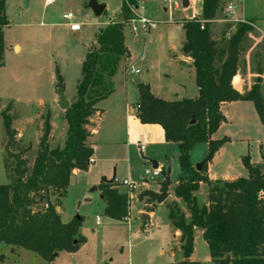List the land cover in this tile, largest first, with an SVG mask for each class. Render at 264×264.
I'll return each mask as SVG.
<instances>
[{
    "label": "trees",
    "instance_id": "trees-1",
    "mask_svg": "<svg viewBox=\"0 0 264 264\" xmlns=\"http://www.w3.org/2000/svg\"><path fill=\"white\" fill-rule=\"evenodd\" d=\"M5 1L0 0V65L4 53ZM222 1L202 0L201 18L181 23L184 31L181 51L192 60L197 97L164 101L151 94L147 83L137 86L136 118L143 125L160 126L165 142L177 144L179 167L187 175L174 186L173 195L185 203L190 221H185L175 201L167 203L168 219L179 232L184 259L176 264H199L189 260L195 228L202 231L212 264H264V157L261 165H252L247 156L242 158L247 171L245 178L211 181L207 176L208 165L228 142V138H211L226 122L220 111L223 103L251 102L264 126V98L259 84H254L245 94L236 89L240 57L253 31L252 23L238 21L232 32L231 26H226L215 40L211 22ZM130 6H136L134 0L122 1L120 21L101 29L95 47L86 53L76 86L77 100L64 111L67 131L62 148L49 147L51 125L47 112L42 118L37 153L29 165L26 154L31 145H19L13 128L16 116L12 104L0 114L6 139L3 164L10 179L9 184L0 185V245L32 252L41 260L39 264H50L62 251L74 253L84 243L79 232L82 217L63 223L55 209L66 196L72 172H87L89 168L93 149L87 139L95 128L92 120L99 111L96 105L113 92V78L119 64L129 57L123 30L132 18ZM256 73L261 74L260 68ZM56 78L57 89L63 90L61 78L59 75ZM200 143L207 145V153L196 171L189 153ZM162 174L168 187L169 171ZM200 184L207 186V201L202 206L197 205L195 198ZM97 190L105 204L103 215L117 222L127 220L130 210L127 193H119L115 184L107 183L99 184ZM52 196L57 197L54 203ZM0 264H7L2 253Z\"/></svg>",
    "mask_w": 264,
    "mask_h": 264
},
{
    "label": "rangeland",
    "instance_id": "rangeland-1",
    "mask_svg": "<svg viewBox=\"0 0 264 264\" xmlns=\"http://www.w3.org/2000/svg\"><path fill=\"white\" fill-rule=\"evenodd\" d=\"M25 1L29 2L27 9L23 7ZM96 1L106 6L99 17H96L89 9L88 0H56L49 6L44 5V0L5 1L3 16L6 26L2 29L4 53L0 65V114L9 103L12 104L16 116L13 128L17 132L19 145L21 147L31 145L30 152L26 154L29 165L37 153V139L41 134L42 118L47 112L50 113L52 127L49 147L62 148L64 145L67 130L64 114L51 101L56 95L57 75L61 78L66 100L76 101V86L87 51L95 47L97 33L108 22L120 21L123 0ZM137 1L140 6L137 14L148 18L152 24L146 33L137 37L133 35L128 24L124 27L123 40L129 57L124 60L125 68L121 66L120 75L122 79H125L129 93L135 95L137 86L141 83L143 71H146L151 76V86L157 97L170 101L188 96L190 89H181V86L177 84L180 80L174 74L184 43V33L180 24L185 20L193 19L192 17L201 18L202 0H188L187 7L182 6V0ZM172 1L178 4L181 2V7L175 8ZM135 5L137 7L136 2ZM229 6L249 20H233L232 10H227ZM66 12L72 13L73 22L81 25L79 32L72 33L64 26L66 22L62 20V15ZM137 17L135 12V18ZM238 21H249L253 26V31L248 35L240 57V67L237 71L238 84L240 82L244 85L245 93L254 84H259L260 95L264 98V0H223L215 19L211 22L214 39H217L220 31L226 26H231V32L234 31ZM14 47H19V51ZM257 68L261 70L260 75L256 73ZM160 74L169 75L170 80L162 82L163 76ZM182 85L188 88L187 83ZM248 105L252 109V104ZM245 122L248 124L246 132L240 131L236 121L228 122L224 130L220 131V139L228 138V134H231L233 140L228 139L225 143L227 145H223L226 147L223 156L231 158L232 168L241 172L243 176L247 175V171L242 165V158L238 157L239 153L243 152L242 157L247 156L251 164L254 160L258 162L260 158L263 161L264 157V126L255 116L253 120L246 117ZM113 126L111 120L104 118L100 133L93 141L100 152V158L104 161L101 162L100 159L99 162V158L96 159L95 165L87 174L82 173L75 179L79 185L94 182L96 185L91 187L94 188L100 180L94 173L99 166H104L106 175L100 176L101 178H110L115 173L117 181H122L127 177L124 159L126 150H129L132 161H137L135 165L133 164L131 178L138 183V194L136 193L130 199L131 212L127 223L107 221L100 212V202L96 192L92 193V202L81 204L76 215L83 219L79 232L84 238V243L78 248L79 257L85 255L87 251L98 259L112 258L115 261L119 259L129 264L180 263L184 260L183 254L179 250L175 251L178 249V244L174 238L175 229L168 219L167 208V203L174 200L184 214L185 221L190 220V213L185 203L172 195L174 184L181 178L187 177L179 167L178 147L168 145L164 150V154L171 163L170 168L166 164L165 171L166 173L168 169L170 170V177H168V181L169 179L171 181H169L170 197L163 203L154 202L147 197H142L139 201L138 195L144 191L157 190L159 186L156 194L160 193L166 181L165 174H160L153 181L141 180L139 176L144 174L146 166L139 162L140 152L133 146L136 134L132 133L127 139L122 137L123 143L110 151V147L106 146L104 140L107 139L109 129ZM87 129L91 128L87 127ZM5 141L0 116V185L10 183L3 164ZM201 149L202 146L193 151L191 163L195 164ZM157 152L158 148L152 147L147 153ZM205 156L206 153L199 160L203 161ZM198 164L200 163L197 162L194 167ZM115 187L118 191L125 192L124 188L116 183ZM74 197V190H71L69 204H64V208L67 207L66 210L72 206ZM195 198L198 206L205 204L207 200L205 185L199 187ZM56 199V196L51 197L53 203ZM138 209L151 214V216L148 215L149 220L145 223L141 218L135 217ZM96 215L101 219L100 226H94ZM91 229H94V232H91ZM169 250L173 252V256L168 255ZM160 251L162 254L159 253ZM104 253L107 254L105 257H103ZM192 259L199 264H211L207 245L202 236L198 235V230L194 235Z\"/></svg>",
    "mask_w": 264,
    "mask_h": 264
},
{
    "label": "crops",
    "instance_id": "crops-1",
    "mask_svg": "<svg viewBox=\"0 0 264 264\" xmlns=\"http://www.w3.org/2000/svg\"><path fill=\"white\" fill-rule=\"evenodd\" d=\"M134 1L137 3V9H138L137 12H139L140 6L138 4V1L137 0H134ZM169 1H171V0H169ZM102 5H104V4H102ZM27 8H29V2L28 1H27L26 9ZM105 8H106V6H105ZM67 13H70V12L64 13L62 15V20H63V16ZM231 13L233 16V20H237V19L249 20L247 18L242 17V15H240L239 12H237L235 8L231 11ZM108 24H110V23L108 22L106 24V26ZM54 25H56V24H54ZM64 26L69 30L67 24H64ZM72 33H76V32H72ZM183 33H184V31H183ZM15 48H18V51H19V47H14V49ZM177 61H178V63H177L176 69L174 71V74H176L177 78H179V80H180L177 84H179L181 86V89H183V90L190 89L189 90L190 94L186 97H181L179 100H170V101H180L184 98L194 99L198 95V88L195 85V76H194V69L192 66V60L189 57L185 56L183 53H181V56L179 57V59ZM127 62L128 63L130 62V58L127 59ZM125 64L126 63L124 62V60L121 61L119 64L117 72L113 78V83H114L113 92L105 100L101 101L100 103H98L96 105V108L99 111L95 114V116L92 120L95 123V128L93 130L92 137L87 139V143L93 149V156L91 159H93L94 162H93V164H91L89 166L87 172H80L77 170H74L72 172V175H71L70 180H69V186L67 188V190H68L67 194H66L65 198H63L61 200V206L58 207V209H59L58 214H59L60 219L63 223H67L71 219L76 217V215L78 214L77 213L78 208L81 206V204L92 202V200H93L92 193L93 192L98 193L99 202H100V206H99L100 212L102 213V216L107 221L115 222V223H127L128 222L129 217L127 218V220H125L123 222H117V221L111 220V219H109L103 215L105 204L101 200L100 193L97 190V187L99 184L104 183L102 181V179H105L106 181L112 180L113 181L112 184H115L114 181L117 180L115 173H113L112 177H110V178H105V177L101 178L100 176L103 177V175H106V171H105L104 166H101V167L99 166L96 169L94 174H95V176L97 175L99 177L97 179H100V180H98L97 186H95L94 188H91L92 185H96L94 182H89V183H86L85 185H79L75 179L77 176H79L82 173L87 174L88 171L90 170V168H92L95 165L96 159L99 158L98 159L99 162H100V159H101V162L104 161L102 158H100V152H98V150L95 147V144L93 142L100 133V130L102 128V122L104 121V118L111 120L113 125H114L112 127V129H109V135H108L107 139L104 140L106 143V146L110 147V151H113L114 148L116 146H118L119 144L121 145L124 141L123 140L124 138L127 139L129 136L132 135V133H135L136 137H135L133 146H135L140 152L139 162H142V165L147 166L148 164L155 162V163H157V168L160 170L161 174H162V171L163 172L166 171V164L168 165L169 168L171 167V163L169 162L167 156L164 154V150L168 145H176L177 146V144L165 142L164 132L160 126H158V125H143L136 118V105H137V101H138V92L136 89L135 95H131L129 93L128 85L126 84L125 79H122V77H121L122 75H120L121 74V72H120L121 66L123 65L125 68ZM124 68H123V72H124ZM134 71H136V70H134ZM144 72H146V71H143V73ZM160 75L163 76L162 82L170 80V79H168L169 75H167V74H163V75L160 74ZM146 77H147L146 83L149 85L151 94L154 97L159 98L153 92V87L151 86V76L147 72H146ZM165 78H167V80ZM184 83H185V85H186V83L188 84V88H186L187 86L185 87L184 85H182ZM168 89H170V88H168ZM236 89L241 94H245L244 85L242 83L239 82V87H236ZM159 99H161V98H159ZM76 100H77V98H76ZM162 100H164V99H162ZM51 101H52V104L54 106H56L64 114V111L61 110L57 105V103H58L57 95L53 96ZM67 101H68L69 106L76 102V101L72 102V100H69V99H67ZM164 101H167V100H164ZM248 104H252V103L247 102V101L223 103L220 106V111L224 115L226 122L223 123L219 127L217 132H215L211 138L213 140H220V138H221L220 131L224 130V128L228 122L231 123V122L236 121L237 124H239L240 131L242 133L246 132L248 129V124H246V122H245L246 117H250V119L253 120V116H255L259 120L253 104H252V109H250ZM245 112H246V114H245ZM252 114H253V116H252ZM51 130H52V127H51ZM122 130H123V132H122ZM228 135H229L228 139L232 140L231 134H228ZM65 136H66V134H65ZM122 137H124V138H122ZM139 142H142L144 145V149L142 151H140V149L138 148ZM126 145H127V143H126ZM226 145L227 144H225V146ZM200 146H202V149L199 150L200 154L198 156V159L195 160V164L197 162L201 164L200 161H202V160H199V159H201V157H203V155H205V153H207V145L204 143L196 144L189 153V160L191 161V155H192L193 151L197 147H200ZM225 146H223L219 149V151L213 157L211 163L208 165L207 176H208L209 180H211V181H232V180H235L237 178L247 177V175L243 176V174L241 172H237L232 168L231 158L223 156V151L226 148ZM152 147H155V148L157 147L158 152L157 153H147L148 150ZM242 153L243 152L238 154L239 158H243ZM125 154L126 155H125L124 163L126 164V167H127V175H126L127 177L124 179L135 182L132 180L131 175H132L133 164L135 165L137 163V161L136 160L132 161V156H130L129 150L128 151L126 150ZM252 162H253L252 165H261L263 161L260 158L258 160V162H255V160ZM195 164L191 163V165L193 167ZM168 171H169L168 177H170V170L168 169ZM139 178L141 179V175L139 176ZM124 179H122V180H124ZM169 181H170V179H169ZM176 184H177V182L174 184V186ZM201 185H205V184H200V186ZM120 187H122V186H120ZM122 188H124V187H122ZM173 189H174V187H173ZM173 189H172V195H173ZM71 190H74L75 197L73 198L72 206L66 210L67 207L64 208V204L68 203L69 196H71ZM123 190H125V192H126V188H124ZM158 191H159V186L157 187V190H152L151 192L158 193ZM118 192L119 193H125L124 191H121V192L118 191ZM144 192H146V191H144ZM167 194H168L167 198L170 197L169 186L167 187ZM141 195H138L139 201L142 200ZM173 197H174V195H173ZM205 204H206V202H205ZM75 205H77V206H75ZM130 205H131V201H130ZM130 212L131 211L129 210V216H130ZM142 214H147V216L148 215L151 216L150 213H148L144 210L138 209L136 214H135V217L140 218V215H142ZM96 216H98V215H96ZM95 217H94V226H96L95 225ZM148 220H149V216H148V219L144 221V223ZM100 225H101V219H100ZM197 230H198V235L202 236V231L200 229L195 228L193 231V240H194V235H196V233H197ZM91 232H94V229H91ZM174 234H175L174 238L176 239V242L178 244V249H175V251L179 250L180 252H182L180 249L179 242H178L179 232H177L175 230ZM78 252H79V250H77L74 253H68V252H64V251L59 252L57 254V256L55 257V259L50 264H129L128 262L127 263L124 261L122 262V260H119V259H117L116 261L112 258L111 259H107V258L106 259H103V258L98 259V258H96V256L94 254H91L87 251H85L86 252L85 255H83V256L80 255V257H79ZM0 253H2L5 256V262L7 264H39V263H41V260L34 253L28 252V251H25L22 249H16V248H12L9 246L0 245ZM159 253L162 254L161 251ZM167 253L169 256H173L172 251L169 250V251H167ZM106 255L107 254L104 253L103 257H105ZM189 260L194 261L192 259V254H191V257ZM210 262H211V260H210Z\"/></svg>",
    "mask_w": 264,
    "mask_h": 264
},
{
    "label": "built area",
    "instance_id": "built-area-1",
    "mask_svg": "<svg viewBox=\"0 0 264 264\" xmlns=\"http://www.w3.org/2000/svg\"><path fill=\"white\" fill-rule=\"evenodd\" d=\"M55 1L56 0H44V5L45 6L52 5ZM172 4L175 6V8H179V6L181 7V2L178 4L176 1H172ZM129 9H130L132 18L130 19V21L127 24L129 25V28H130L131 32L133 33V35L135 37H137L140 34L146 33L149 26L152 24V22L148 18L137 14V10H138L137 7L130 6ZM227 10L231 11L232 6H229L227 8ZM135 12H136V15L138 16L137 18H135ZM192 18L194 19L195 17H192ZM63 20L66 22V24H67V26L71 32H79L81 30V25L73 22L72 13L65 14L63 16ZM240 22H243V21H240ZM134 72L137 73V71H134ZM138 148L140 149V151H142L144 149V145L142 142L138 143ZM93 162H94L93 159H90L89 165L93 164ZM160 174L161 173H160V170L158 168L153 169L152 165L148 164L146 166L144 174L141 176V180L147 181L146 179H150L151 181H153L155 178L159 177ZM114 183L118 184L119 186L126 188V193L129 197V199H131L133 196H135L136 193L138 194V188L139 187H138V183H136V182H132V181H129L127 179H124L122 181L115 180ZM135 198H137V196ZM95 225L96 226L100 225V218L98 216L95 217Z\"/></svg>",
    "mask_w": 264,
    "mask_h": 264
},
{
    "label": "water",
    "instance_id": "water-1",
    "mask_svg": "<svg viewBox=\"0 0 264 264\" xmlns=\"http://www.w3.org/2000/svg\"><path fill=\"white\" fill-rule=\"evenodd\" d=\"M182 6L183 7H187L188 6V0H182ZM23 7L26 8L27 7V1L24 2L23 4ZM88 7L89 9L92 11V13L96 16V17H99L102 15L103 11L105 10V6L102 5V4H98L96 0H88ZM147 82V77H146V72L143 73L142 75V78H141V83H146ZM56 95H57V98H58V107L65 111L68 107H69V104H68V101L66 100L64 94H63V90L62 89H57L56 90ZM152 165V168L153 169H157V163L155 162H152L151 163ZM200 167H201V164H198L194 167V169L196 171H199L200 170ZM102 181L104 183H107V184H112L113 181H106L105 179H102ZM95 190V189H94ZM167 183H165L160 191L159 194H156V193H153L151 191H146L144 192L142 195H141V198L142 197H147L149 199H151L152 201L154 202H157V203H163L166 199H167ZM56 213H59V209L56 208L55 209ZM76 219H79V216H76L75 217ZM140 218L145 221L148 219V216L145 215V214H142L140 215ZM227 260L229 259V257L226 258Z\"/></svg>",
    "mask_w": 264,
    "mask_h": 264
}]
</instances>
